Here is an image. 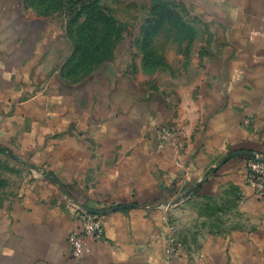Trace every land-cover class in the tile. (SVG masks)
<instances>
[{
	"label": "crops",
	"instance_id": "crops-1",
	"mask_svg": "<svg viewBox=\"0 0 264 264\" xmlns=\"http://www.w3.org/2000/svg\"><path fill=\"white\" fill-rule=\"evenodd\" d=\"M177 1L196 35L178 53L155 61L131 30L94 61L59 8L0 0V264H264L247 158L216 167L264 158V0ZM78 206H129L98 215L81 260L67 242Z\"/></svg>",
	"mask_w": 264,
	"mask_h": 264
},
{
	"label": "rangeland",
	"instance_id": "rangeland-1",
	"mask_svg": "<svg viewBox=\"0 0 264 264\" xmlns=\"http://www.w3.org/2000/svg\"><path fill=\"white\" fill-rule=\"evenodd\" d=\"M51 1L69 6V0ZM83 5L73 22V33L77 38L84 36L93 46H112L127 38L132 30L141 42L142 54H156L153 60L162 61L165 53L173 56V52L180 51L181 43L195 40V18L177 0H89ZM91 56L95 61L101 54L95 52ZM228 216H234L230 210L222 212L220 222H227Z\"/></svg>",
	"mask_w": 264,
	"mask_h": 264
},
{
	"label": "built area",
	"instance_id": "built-area-1",
	"mask_svg": "<svg viewBox=\"0 0 264 264\" xmlns=\"http://www.w3.org/2000/svg\"><path fill=\"white\" fill-rule=\"evenodd\" d=\"M155 138L159 144L167 145L173 143L174 149H179L181 146L180 136L175 129L161 126L155 130ZM257 158H247L245 183L253 191V193L260 199H264V162ZM80 223V229L71 232L67 236V242L71 249L72 257L75 260H81L89 251L88 244L91 241L100 239L103 235V224L98 215L86 213L77 208L75 211ZM176 231H173L169 238L168 254L175 253L178 247L181 246Z\"/></svg>",
	"mask_w": 264,
	"mask_h": 264
},
{
	"label": "water",
	"instance_id": "water-1",
	"mask_svg": "<svg viewBox=\"0 0 264 264\" xmlns=\"http://www.w3.org/2000/svg\"><path fill=\"white\" fill-rule=\"evenodd\" d=\"M257 156L258 155L256 153H253V152H245V151L233 152V153H230V154L226 155L222 160H220L216 167L221 166L222 164L227 162L229 159H232V158H235V157L257 158ZM259 160L261 162H264V158L263 157H261ZM213 171H214V169L211 172H213ZM41 175L43 176V178H45V179L53 182L54 184H56L60 188V190L64 194H66L65 189L63 188L62 184L56 178L51 177L50 175H48L46 173H41ZM201 183L202 182H198L194 188H191L190 190L185 192L182 196H180V197L168 202L167 207L178 205L181 202H183L184 200H186L192 194V192L195 191L201 185ZM78 207H79V209H81V210H83V211H85L86 213H89V214L104 215L106 213L114 212L116 210H121V209L127 208L129 206L114 207V208H109V209H106V210H93V209L86 208L84 206H78Z\"/></svg>",
	"mask_w": 264,
	"mask_h": 264
},
{
	"label": "trees",
	"instance_id": "trees-1",
	"mask_svg": "<svg viewBox=\"0 0 264 264\" xmlns=\"http://www.w3.org/2000/svg\"><path fill=\"white\" fill-rule=\"evenodd\" d=\"M42 1L46 6L49 5L50 7H53V8H59V11L61 13H65L68 16L69 23L72 24L74 22L75 18L77 16H79V14H81V12L83 11L82 5L83 4L85 5V3H87L89 0H69L67 2V5H69V6H66V7L63 4H61L60 1H58V3H56V4H53V2L51 0H42ZM83 29H84V27H83ZM79 38L82 42H86L84 36L82 38L81 37H79ZM102 50H103V54H102ZM86 52L89 55V57L92 59H93V57L91 56V54H93L95 52H98L101 54L100 58L109 57L110 52H111V47L109 46L107 48H104L102 46L101 48H99L97 45V46L93 47L92 49H86Z\"/></svg>",
	"mask_w": 264,
	"mask_h": 264
}]
</instances>
